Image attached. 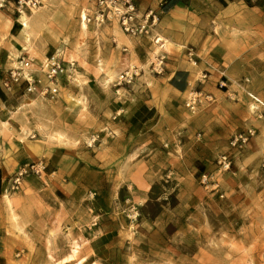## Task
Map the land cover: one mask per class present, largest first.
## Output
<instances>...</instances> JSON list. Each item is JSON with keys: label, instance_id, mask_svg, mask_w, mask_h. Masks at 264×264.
<instances>
[{"label": "rangeland", "instance_id": "obj_1", "mask_svg": "<svg viewBox=\"0 0 264 264\" xmlns=\"http://www.w3.org/2000/svg\"><path fill=\"white\" fill-rule=\"evenodd\" d=\"M90 8V0H41L37 9L23 11L32 20L40 21L28 38L22 31L21 14L10 7L0 9L3 17L0 18V39L6 34L9 47L5 53H0L3 75L12 63L11 58L23 50L36 59L56 51L63 52L65 59L75 61L74 80L63 81L55 100L24 95L17 88L10 91L2 88L8 100L7 109L12 112L10 125L4 123L0 150L12 147V141L40 138L94 151L103 138L111 137L105 135V130L121 117L117 109L125 106L121 102L123 99L137 93L152 99V94H158L155 89L158 86L154 87L147 80L158 76L148 69L153 55L151 43L144 44L146 65L136 64L142 66L141 73L130 84H119V74L135 64L128 51L122 50L123 46L129 48L130 37L121 32L115 21L101 27L88 23L83 29L81 15L90 12ZM119 34L126 36V42H121ZM261 46L263 53L255 58L254 65L231 72L219 71L225 81L222 89L229 94L227 99L230 100L224 111L231 115L238 113V109L231 108L235 107L231 102L238 100L234 94H245L249 100L240 103L247 116L264 109V101L249 94V85L264 87V39ZM203 72L207 74L206 81L212 72ZM219 72L215 74L221 75ZM201 74L198 73L199 79ZM183 108L182 129L191 125L189 117L195 114L184 103ZM172 128L167 120H161V141H152L149 148L134 149L127 158H119L123 164L125 159L137 164L146 156L161 153L149 164L150 187L147 190L144 184L137 182V173L122 171V163L118 167V179L111 185L103 183L99 177L88 176L87 181L93 180L96 186H102V195L98 196L99 200L93 196L85 199L83 207L92 208L95 204L102 209L86 214L76 212L70 218L87 225L98 224L95 234L101 236V246L96 248L100 252L96 264H264V136L256 146L251 145L250 139L237 152L228 148V141L233 134L244 130L231 134L227 147L218 155L225 152L232 162L228 170L219 172L215 160L206 165L195 160L194 150L188 145L189 134L175 132ZM150 132L157 134L154 130ZM92 133H99L101 141L86 147L85 141ZM2 139H8L9 144ZM173 154L179 158L176 160ZM202 173L213 175L219 183L217 190L204 187L200 182ZM141 189L146 195H141ZM92 191L98 192L88 189L87 195ZM5 205L10 211V222L15 223L14 208L28 211L36 203L27 197L16 203L10 199ZM5 205L2 203V209ZM1 237L0 231V243ZM79 245L73 242L66 247L45 246L44 254L33 252L31 256H28L31 250L27 247L12 246L11 264H57L55 261L68 253L74 254V261L83 264L85 258H79ZM84 248L88 254L92 247L86 243ZM17 252H20L19 257ZM49 254L54 259L49 258Z\"/></svg>", "mask_w": 264, "mask_h": 264}, {"label": "crops", "instance_id": "obj_2", "mask_svg": "<svg viewBox=\"0 0 264 264\" xmlns=\"http://www.w3.org/2000/svg\"><path fill=\"white\" fill-rule=\"evenodd\" d=\"M134 3L140 13L151 11L156 16V27L166 40L168 58L165 71L162 75L147 79L154 87L158 86L155 88L158 94H152V99H146L145 95L139 93L123 99L121 102L125 106L117 109V114L121 117L109 126L115 135L103 138L94 151L40 138L27 142L21 139L12 141V147L0 150V264H11L12 246L27 247L31 250L28 256H31L33 252L44 254L45 246L66 247L73 242H77V245L83 242L78 248L79 258H85L83 264H96V256L100 259V252L96 248L101 246V236L95 234L98 224L95 222L87 225L79 219L76 221L75 218H70L76 212L94 213V209L101 208V205L95 204L92 208L83 207L85 199L90 200L93 196L97 197L95 200H99L98 196L102 195V186H96L93 180L87 181V178L99 177L100 181L111 185L118 179V167L122 163V171L137 173V182L144 184V189L147 190L150 187L149 164L161 153L146 156L137 164L126 159L123 164L119 158H127L134 149L149 148L152 141H161V120L171 123L175 132L189 134L188 145L194 150L193 158L205 165L215 160L218 152L227 147L230 135L238 130L256 129V136L251 138L252 146L263 139L264 109L256 110L255 115L249 117L240 104L249 100L245 94H234L238 100L237 103L231 102L235 106L231 108L238 109L237 115L224 111L225 105L230 103L227 99L229 94L218 86L221 75L217 76L215 72L222 69L227 72L245 69L247 65H254L255 58L263 53L264 0H134ZM0 18L3 19L2 16ZM27 20L26 28L21 19L26 38L29 37L28 29L30 35L40 25L38 19L34 21L28 17ZM81 26L85 29V22L81 21ZM6 36H1L0 53L9 49ZM118 38L122 43L126 42V36L119 34ZM128 40V56L135 65L145 66L144 52L147 48L144 44L148 40ZM186 48L193 49L195 63L189 61ZM205 70L212 74L200 83L197 81L198 73ZM2 72L0 68V79L4 76ZM227 78L231 80L230 77ZM192 86L210 95L211 99L198 107L195 114L189 117L191 125L182 129L185 118L183 103ZM249 90L250 95L264 101V87L249 85ZM7 101L0 85V136L4 131V123H11L9 114L12 111L7 109ZM150 130L157 134H152ZM2 141L9 144L8 139ZM173 157L176 160L179 158L175 154ZM36 158H44L47 162L44 181L25 178L19 193H10L7 187L12 174L19 165ZM152 173H155L154 170ZM88 189H97L98 192L92 191L87 195ZM143 190L141 189L142 196L146 195ZM27 197L34 199L36 206L28 211L21 207L14 208L17 222L11 223L10 211L5 204L10 199L16 203ZM2 203L5 205L3 209ZM86 243L92 247L88 254L84 248ZM49 258L54 259L51 254ZM57 261L55 262L59 264Z\"/></svg>", "mask_w": 264, "mask_h": 264}, {"label": "built area", "instance_id": "obj_3", "mask_svg": "<svg viewBox=\"0 0 264 264\" xmlns=\"http://www.w3.org/2000/svg\"><path fill=\"white\" fill-rule=\"evenodd\" d=\"M90 2V12L86 11L84 16H81V21L85 24L92 23L95 27H101L107 22L115 21L126 36L134 39H147L153 46V55L148 61V69L154 75L164 73L168 58L166 40L157 29V18L151 11L140 13L134 0H90ZM40 4L41 0H0V9L10 7L21 14L24 10L37 9ZM122 50L125 51L126 47L123 46ZM186 53L189 61L195 63L196 55L193 49L186 48ZM11 60L12 63L4 70V76L0 79L1 87L7 91L17 88L24 95L55 100L59 95L63 81L70 83L71 80H74L75 61L65 59L63 52L56 51L43 59H36L30 56L26 50H23ZM141 70V67L135 64L128 66L117 77L118 83L130 84L141 73ZM201 73V79L198 78L197 80L200 83L207 75L205 72ZM217 84L220 88L225 86L224 79L220 77ZM210 99V95L192 86L187 92L184 106L191 113H195L201 103ZM254 134L253 128H247L233 134L228 141V148L238 152L249 143ZM105 135L114 136L115 133L106 129ZM100 141V134L92 133L86 139L85 146L92 147ZM231 162L230 155L225 152L219 154L215 159L217 171L228 170ZM47 169L48 165L44 158H36L22 163L10 177L7 190H20L23 180L28 177L44 181L47 176ZM200 182L211 191L217 190L219 186L213 175L208 173L200 175ZM16 256L19 257L20 252H17Z\"/></svg>", "mask_w": 264, "mask_h": 264}, {"label": "bare ground", "instance_id": "obj_4", "mask_svg": "<svg viewBox=\"0 0 264 264\" xmlns=\"http://www.w3.org/2000/svg\"><path fill=\"white\" fill-rule=\"evenodd\" d=\"M21 19H22V21H23V25H25L26 26V28L28 27V16L26 15V14H22L21 15ZM31 25V24H30ZM29 25V26H30ZM31 31V30H30ZM28 36H29V29H28ZM74 259V254H72V253H68L67 255H65V256H63L60 260H58V263L59 264H66L67 262H69V261H71V260H73ZM82 262V261H81ZM72 264H79V262H74V263H72Z\"/></svg>", "mask_w": 264, "mask_h": 264}]
</instances>
